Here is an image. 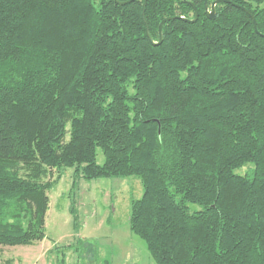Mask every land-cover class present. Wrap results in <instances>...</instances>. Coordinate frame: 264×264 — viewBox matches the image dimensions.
Masks as SVG:
<instances>
[{
    "label": "trees",
    "instance_id": "trees-1",
    "mask_svg": "<svg viewBox=\"0 0 264 264\" xmlns=\"http://www.w3.org/2000/svg\"><path fill=\"white\" fill-rule=\"evenodd\" d=\"M215 1L0 0V247L71 170L141 181L156 264H264V0Z\"/></svg>",
    "mask_w": 264,
    "mask_h": 264
},
{
    "label": "rangeland",
    "instance_id": "rangeland-1",
    "mask_svg": "<svg viewBox=\"0 0 264 264\" xmlns=\"http://www.w3.org/2000/svg\"><path fill=\"white\" fill-rule=\"evenodd\" d=\"M104 162L99 150L98 164ZM248 169L239 173L245 175ZM73 173L67 171L57 182L55 173L51 179L55 184L48 194L45 239L33 246L0 247L2 264H156L145 242L130 229L132 202L143 196L141 181L76 182Z\"/></svg>",
    "mask_w": 264,
    "mask_h": 264
},
{
    "label": "water",
    "instance_id": "water-1",
    "mask_svg": "<svg viewBox=\"0 0 264 264\" xmlns=\"http://www.w3.org/2000/svg\"><path fill=\"white\" fill-rule=\"evenodd\" d=\"M115 1H116L119 5H121V6H125V5H127V4H130V3L134 2V1H136V0H131V1L128 2V3H120V2H118V0H115ZM184 1H185L186 3H188V4H191V3L187 2V0H184ZM205 1H206V12H207V14H208V17H209L210 19H214V18H215V15H216V6H217L218 4H220L222 1H215V2L213 3V5L211 6V12L209 11L208 0H205ZM192 6H193V8H194V10H195V12H196V17H195L194 21H192V22H196V21L198 20V12H197V8H196L194 5H192ZM145 8H146V4H144V6H143V17H145ZM171 20H173V19H166L165 21L162 22V24L160 25V28H159L160 42H159V43H155L154 40L152 39L151 35H150V29H149L148 23H147V21H146V19H145L147 36H148V38L150 39V41H151L155 46H159L160 44H162V41H163V34H162L163 26H164V24H166L167 22H169V21H171ZM254 27H255V29H256V21H254Z\"/></svg>",
    "mask_w": 264,
    "mask_h": 264
}]
</instances>
